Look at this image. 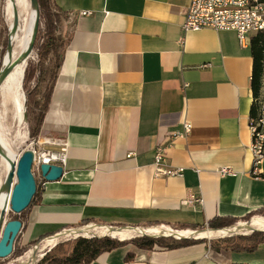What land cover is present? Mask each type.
<instances>
[{"label":"crops","instance_id":"1","mask_svg":"<svg viewBox=\"0 0 264 264\" xmlns=\"http://www.w3.org/2000/svg\"><path fill=\"white\" fill-rule=\"evenodd\" d=\"M190 2L55 0L67 43L39 139L65 148L67 161L59 180H40L22 245L86 220L205 228L264 209V173L252 172L251 40L211 28L184 33ZM186 121L192 132L175 138ZM161 147L165 166L184 167L183 176L157 172ZM224 167L235 174L222 176ZM231 263L264 264V243L254 252L127 245L90 264Z\"/></svg>","mask_w":264,"mask_h":264},{"label":"trees","instance_id":"2","mask_svg":"<svg viewBox=\"0 0 264 264\" xmlns=\"http://www.w3.org/2000/svg\"><path fill=\"white\" fill-rule=\"evenodd\" d=\"M264 2V0H261ZM40 5L41 25L39 28L35 47L39 48L38 65L35 67L28 66L24 76V88L27 90L26 94V108L28 116H36V126L31 132V136L37 138L40 135L42 125L44 123L46 114L50 108L53 90L58 78L59 70L64 60V51L66 43L64 39L58 35V28L61 21V10L58 8L55 0H38ZM251 54L253 57V70L250 80L251 89L253 92L254 102L251 107V118L258 113L259 100L264 94L263 78H264V32L258 33L251 38ZM47 62L52 63L50 70V77L44 90H41L39 82L43 79L44 67ZM35 77L38 81L32 90L27 87L28 82ZM40 183L37 181V192L31 201L29 207L21 214H15L12 219H20L23 222V216L27 213L33 205L35 199L39 195ZM264 209L252 212L245 216L243 220H250L256 214H263ZM237 218H214L209 221L208 226L212 229H219L225 226H230L238 222ZM93 221L86 220L83 224H88ZM159 223H152L149 225H156ZM181 228L198 229L201 226L197 225H181ZM203 229V228H202ZM48 234L41 236L36 242H39L49 236ZM200 243H207L206 239H185L177 240L173 237H149L142 236L130 240H118L112 237H78L73 242L68 244L59 243L57 246L48 252L40 264H90L100 254L111 251L119 247L133 244L141 250H153L155 248L173 250L187 246H192ZM264 243V231L253 232L248 235H238L225 237L217 241H211L212 249L220 252L222 250L234 252H254L258 249L260 244ZM68 246V247H67ZM134 253H128L126 260H132ZM231 264H249V263H231Z\"/></svg>","mask_w":264,"mask_h":264},{"label":"bare ground","instance_id":"3","mask_svg":"<svg viewBox=\"0 0 264 264\" xmlns=\"http://www.w3.org/2000/svg\"><path fill=\"white\" fill-rule=\"evenodd\" d=\"M262 14H264V2H262ZM14 9L18 12V24L14 27ZM35 11L30 7V0H7L6 2V20L8 23V38L12 43V49L4 57V63L8 61L16 60L26 50L30 43L33 27L35 23ZM32 56V55H31ZM27 61L20 63L10 73L3 84L0 85V143L4 148L5 152L12 159H16L14 148L17 143L21 142L20 137L17 136V140L9 137L6 133L4 122L7 120L16 121L21 127L25 120V92L23 90L22 80L26 71ZM262 114H264V94L259 100L258 113L255 117H252L253 126L255 131H262ZM10 122V121H9ZM9 124V123H7ZM25 128V127H23ZM8 131V130H7ZM19 131V130H18ZM9 133V132H8ZM15 137V136H14ZM25 139V138H24ZM24 143V142H23ZM18 145V144H17ZM19 146V145H18ZM10 163L4 157L0 155V171L2 168L9 170ZM2 179V178H1ZM2 181L0 180V186ZM5 195L0 198V212L5 206ZM11 207L8 206L10 211ZM252 229L263 230L264 229V217L257 216L249 223L241 222L231 227H226L218 230L205 229L201 232L198 237H204L207 239H214L232 233L245 234L250 233ZM179 234L182 236H190L194 234L191 229L187 230H175L169 226H149V227H124L122 229H116L112 231L109 226L90 224L83 226L80 229H70L63 232L64 237H92L98 236H110L116 239H130L143 234L148 235H162V234ZM60 238L56 236L46 238L40 245L34 246L30 251L22 257V261L18 264H36L39 258L43 256L45 250L55 245Z\"/></svg>","mask_w":264,"mask_h":264},{"label":"built area","instance_id":"4","mask_svg":"<svg viewBox=\"0 0 264 264\" xmlns=\"http://www.w3.org/2000/svg\"><path fill=\"white\" fill-rule=\"evenodd\" d=\"M261 0H191L182 23L184 33L199 31L211 28L217 31H234L237 33L241 43H248L258 33L264 32V14H262ZM91 12H80V15H90ZM184 39L180 40L181 44ZM251 42V41H250ZM262 131H255L252 118L250 120V131L252 134V151L254 155L253 174L261 177L264 173V114H262ZM192 132V124L184 122L183 130L174 133V137L188 136ZM40 143H49L39 142ZM35 153L32 171L38 174L40 179H44L41 174V164H56L65 166L67 154L65 148L60 150H47L39 154L34 148ZM165 149L158 148L154 164L159 174L164 176H183L184 167H166ZM222 176L233 175L235 172L231 168H221ZM201 202L198 199H191L188 202Z\"/></svg>","mask_w":264,"mask_h":264},{"label":"water","instance_id":"5","mask_svg":"<svg viewBox=\"0 0 264 264\" xmlns=\"http://www.w3.org/2000/svg\"><path fill=\"white\" fill-rule=\"evenodd\" d=\"M30 7L32 10L35 11V15H36L30 43L27 46L26 50L21 54L19 58H17L14 61L10 60L7 63H3V66L0 70V85L3 84V82L10 75V73L16 68V66H18L20 63L28 61V59L31 57L34 51L39 28L41 25L40 5H39L38 0H30ZM14 17H15L14 27H16L18 24V12L16 9H14ZM11 49H12V43L10 39L8 38V44H7L6 51L9 53ZM23 82H24V78L22 80V85H23ZM25 104H26V100H25ZM0 155L4 156L10 163L7 176L4 182L0 186V198L2 197V195H5L6 197L5 206L0 212V258L5 259L11 256V254L13 253L15 242L24 227L23 222L20 219H12L10 221L6 220V215L8 213L7 211L8 206L10 205L11 210L15 214H21L23 211H25L31 204V201L33 200L37 192V180L32 171L34 157H35V153L32 149L25 150L19 156L18 159H12L8 156V154L5 152L4 148L2 147L0 143ZM63 173H64L63 166H59L56 164H48V163L41 164V174L44 180L46 181H57L63 176ZM250 221L251 219L246 221L245 223H249ZM104 226H109L112 229V231L116 229H122L124 227H132V226H113V225H104ZM80 228L81 227L66 228L49 237L56 236L57 238H61L63 237L64 231L70 230V229H80ZM203 230L205 229L192 230L194 234L190 236H182V235L175 234V233L162 234V235L143 234L141 236H149V237H154V238L173 237L177 240L207 239L204 237H198V235L201 232H203ZM211 230H218V229L211 228ZM261 231H264V229L263 230L252 229L250 233H245V234L232 233L230 235H226L222 237L225 238V237H228V236L230 237L234 235H248L253 232H261ZM81 237H84V236H81ZM92 237L102 238V237H110V236L94 235ZM130 239H133V238H130ZM43 240L36 242L35 246L40 245ZM118 240L123 241L122 239H118ZM46 254L47 252L43 253L42 257H44Z\"/></svg>","mask_w":264,"mask_h":264},{"label":"rangeland","instance_id":"6","mask_svg":"<svg viewBox=\"0 0 264 264\" xmlns=\"http://www.w3.org/2000/svg\"><path fill=\"white\" fill-rule=\"evenodd\" d=\"M6 2H7V0H0V70H1L3 63H4V57L6 55L7 44H8V31H9L8 29L9 28H8V23L6 20ZM43 27L44 26L42 24L41 28H43ZM58 35L61 36L59 33H58ZM61 37L64 39L65 42H67V38L65 35L61 36ZM38 58H39V48L35 47L34 51L32 53V56L27 61L28 64L26 66V69L29 65L32 67L37 66L38 65ZM51 67H52L51 62H47L45 67H44L43 79L41 80V82H39L41 90H44V88L47 84V80L50 77ZM24 76H25V74H24ZM37 81L38 80L35 77H32V79L27 84V86H28L27 88L29 90H32L34 88V86H36ZM23 90H24L25 94H27V90L24 88V82H23ZM0 107H1V98H0ZM25 107H26V104H25ZM7 123H9V124H7ZM4 125L6 128V133L9 135V137L11 136L10 138L17 140V136H18V137H20L19 140L22 139L21 142L17 143L19 146L16 144V146L14 148V152L17 156L16 159H18L19 156L27 149L33 150V148H34L39 154H42L47 150H53V148L50 147L52 145V143H50V142L39 144V142H46V141H43L42 139H39V137L41 136V133L37 138H34L31 136V132L34 130V128L36 126V116L35 115L28 116L27 108H25V120H24L23 126L20 127L16 121H12V120L5 121ZM23 127H25V128H23ZM7 173H8V171L5 168H2V170L0 171V180L2 181V183L4 182V180L7 176ZM35 178L38 182H40L41 179L37 173H35ZM14 215H15V213L10 209V211H8V213L6 215V220L7 221L12 220ZM25 215L23 216V219L25 218ZM257 216L264 217V213L263 214H256V215L252 216L250 219L253 220ZM246 221L247 220H240L233 225H236V224L241 223V222H246ZM90 224H99V223L91 222L88 224L80 225L78 227H83V226H87ZM99 225H107V224H99ZM233 225L225 226L223 228L231 227ZM113 226L139 227V226H135V225H126V224H124V225L119 224V225H113ZM149 226H163V225L162 224H156V225H149L148 224V225H145L143 227H149ZM169 227H171L172 229H175V230H187V229L193 230V228H181L180 226H169ZM208 228L211 229L209 226H207L203 229H208ZM198 229H202V228L199 227ZM219 229H222V228H219ZM234 236H238V235H234ZM78 237H81V236H78ZM78 237H64L63 236L58 240V242L55 245H53L49 249L45 250V252L48 253V252L52 251V249H54L57 246V244H59V243L68 244L71 241L73 242V240H75ZM137 237H142V236H137ZM88 238H91V237H88ZM220 239H223V237H218V238H214V239H206V240L208 243H210L211 241H217ZM128 240H130V239H128ZM128 245H133V244H128ZM34 246H35V244L33 246L26 247V246L22 245V241L20 240V238H18L15 242L14 251L11 254V256H9L5 259L0 258V264H18V263H20L22 261V257H24L30 251V249H32ZM42 259H43V257L39 258L38 261L36 262V264H40Z\"/></svg>","mask_w":264,"mask_h":264}]
</instances>
